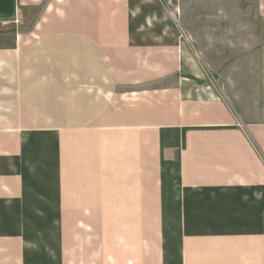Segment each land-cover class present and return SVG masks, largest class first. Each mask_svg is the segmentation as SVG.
Instances as JSON below:
<instances>
[{"label":"crops","instance_id":"0c3cea01","mask_svg":"<svg viewBox=\"0 0 264 264\" xmlns=\"http://www.w3.org/2000/svg\"><path fill=\"white\" fill-rule=\"evenodd\" d=\"M3 21L0 264H264V0Z\"/></svg>","mask_w":264,"mask_h":264},{"label":"built area","instance_id":"2783aa9c","mask_svg":"<svg viewBox=\"0 0 264 264\" xmlns=\"http://www.w3.org/2000/svg\"><path fill=\"white\" fill-rule=\"evenodd\" d=\"M9 23H12L15 26H18L20 24V12L18 9L15 10L13 20ZM6 24H7V22H4V21L0 22V25H2V26L6 25Z\"/></svg>","mask_w":264,"mask_h":264}]
</instances>
